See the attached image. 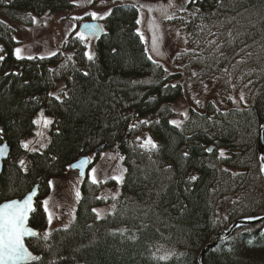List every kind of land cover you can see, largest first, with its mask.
<instances>
[{"label": "trees", "instance_id": "obj_1", "mask_svg": "<svg viewBox=\"0 0 264 264\" xmlns=\"http://www.w3.org/2000/svg\"><path fill=\"white\" fill-rule=\"evenodd\" d=\"M74 1L0 0V143L10 149L0 203L38 186L29 225L39 234L26 239L36 259L25 264H200L215 238L201 264H264V220L218 236L264 215V0L186 2L170 24L189 42L167 72L147 51L131 4L112 5L97 39L69 34L55 55L14 56L10 23L63 13ZM180 101L187 112L176 126ZM39 112L52 118L48 143L27 150ZM142 132L155 150L141 146ZM102 151L118 153L124 167L113 210L97 215L103 183L84 177L72 222L46 233L39 199L73 162Z\"/></svg>", "mask_w": 264, "mask_h": 264}, {"label": "rangeland", "instance_id": "obj_2", "mask_svg": "<svg viewBox=\"0 0 264 264\" xmlns=\"http://www.w3.org/2000/svg\"><path fill=\"white\" fill-rule=\"evenodd\" d=\"M187 0H75L73 7L63 13L30 16L27 24L19 22L10 23L13 27V38L15 48L13 54L17 57L16 50L20 49L19 56H49L61 49L62 43L69 34H80L78 27L86 20L100 22L99 16L107 15L112 5L131 4L138 9V29L146 44L150 56L160 62L168 71L171 69L176 54L185 47L184 31L181 26L175 28L169 22L168 16H174L180 12ZM151 9V11L149 10ZM91 13L97 14L93 19ZM15 33V34H14ZM179 33V35H177ZM159 38L158 51L152 47L153 35ZM87 44L90 40H86ZM15 49V50H14ZM1 50V45H0ZM3 55V54H1ZM177 115L173 121L182 120L186 115V103L180 101L176 106ZM45 121H51L45 126ZM52 118L43 112L35 117V127L32 135L26 139L27 150H41L46 146L49 139ZM142 145L147 138L155 140L148 132H142L137 137ZM91 162L87 175L89 178L91 169H96V176L104 181L101 194L107 198V203L97 208L99 216L113 210L117 200L120 183L111 179L112 176L124 175V167L121 157L116 152H101L98 157L88 155ZM80 178L77 173L69 169L65 174L52 182L51 191L39 199L48 201L47 224L45 232L58 227L69 225L74 219L75 206L77 203V191L80 193ZM111 181V182H110ZM102 184V183H101ZM115 196L116 199H112ZM51 215V222H49ZM200 254V253H199Z\"/></svg>", "mask_w": 264, "mask_h": 264}, {"label": "snow or ice", "instance_id": "obj_3", "mask_svg": "<svg viewBox=\"0 0 264 264\" xmlns=\"http://www.w3.org/2000/svg\"><path fill=\"white\" fill-rule=\"evenodd\" d=\"M91 2V0H90ZM188 3L194 2V0H187ZM151 11V9H149ZM110 14V13H109ZM92 16L93 19L97 18V14L91 13L89 14ZM99 19H105V16H99ZM168 19L171 20L173 19V16H168ZM140 23V21H137ZM89 33L95 34L97 32V28L93 25H85L84 26ZM179 35V33H177ZM79 38L83 40L85 38L84 34L81 33L79 34ZM158 40L159 38L153 35L152 39V47L154 51H158ZM184 42L187 44L189 42V38H185ZM211 44H215L216 41H211ZM219 51V49H217ZM20 49L16 50L17 58H21L19 56ZM187 54V53H186ZM196 55H199L198 53H194ZM55 55V53H53ZM88 59L92 60L93 56L88 55ZM149 59H152L149 57ZM153 63H156V61L153 60ZM239 63V61H238ZM157 67H163V65L157 64ZM165 72L168 70L165 68ZM227 71V69H225ZM193 76L198 75L197 73L193 72ZM165 87H168L167 85ZM171 87L175 88L177 85H171ZM207 85H205V88ZM241 99H243V95H241ZM197 104H199V101H196ZM186 115V114H184ZM51 123V121H45V126ZM140 123L142 124H147V121H141ZM176 126H179L178 121H172ZM145 149H151L155 150L157 148V145L153 143L151 138H147L146 141L141 145ZM25 148L28 147L27 144L24 145ZM208 151H211L209 149ZM4 153V148L0 147V155ZM187 155V154H185ZM224 152H220V156L224 157ZM89 164V160H81L75 168L77 170H80L81 172L83 169L86 168V166ZM126 171V170H125ZM89 178H90V183L92 184H99V183H104L102 178H98L96 176V169L93 168L91 169L89 173ZM111 179L115 180L117 183H122L123 182V173H121L120 176H112ZM193 180L196 179V177L192 178ZM36 193L33 192L32 194L28 195L26 199L23 202H8L3 205H0V264H15L16 261L20 260H33L36 259L35 257H32L28 252L27 249L24 247L23 244V238L26 236H37L38 234L35 231H31L26 227V220L28 217L29 212L33 211L34 209L32 208V201L35 197ZM77 200H79L80 193L77 191ZM112 199H116L115 196L112 197ZM45 210H48V201L42 202ZM99 216V213H97ZM260 219V218H257ZM49 222H51V215H49ZM48 236L47 234L43 235V239L47 240Z\"/></svg>", "mask_w": 264, "mask_h": 264}, {"label": "water", "instance_id": "obj_4", "mask_svg": "<svg viewBox=\"0 0 264 264\" xmlns=\"http://www.w3.org/2000/svg\"><path fill=\"white\" fill-rule=\"evenodd\" d=\"M85 25H93L95 26L98 30L97 32L93 35L91 33L88 32V30L84 27ZM78 30L80 33H83L84 36L86 37H92L93 39H97L99 38L101 35H102V26L99 22L97 21H84L83 23H81L78 27ZM263 131H264V122L260 124V127H259V130H258V139H257V157H258V161H259V167H260V170L261 172L263 173L264 175V138H263ZM0 147H3L4 148V153L2 155H0V175H1V172H2V167H3V162L8 158V155H9V146L7 145L6 142H2L0 143ZM81 160H89L88 156H82L80 157L79 159H77L75 162H73L70 166H69V169L72 170V171H75L77 173V176L79 178H83L84 176H86V173H87V170H88V167H89V164L86 166L85 169H83V171L81 172L80 170H77L75 168V166L81 161ZM90 162V161H89ZM33 192L36 193L33 201H32V208L34 209L35 208V200H36V196L38 194V186L37 185H34L32 190L28 193H26L22 198L20 199H17V198H14V199H9V200H5L3 202L0 203V205H3L5 203H8V202H23L26 197L30 194H32ZM263 193H264V183H263ZM33 211L29 212L28 214V217H27V220H26V227L31 230V231H35L37 234H39V231L37 229H34L32 228L30 225H29V219H30V216H31V213ZM257 218H260V219H257ZM264 220V215H259V216H254V217H245V218H241V219H238L236 220L235 222H233L229 228L225 231H223L222 233H220L218 236L220 238H225L227 235H229L234 229L238 228V227H241V226H245V225H251V224H255L257 222H260ZM31 237H35V236H26L23 238V244H24V247L27 249V252L32 256V257H35V255L29 250V248L27 247L26 245V239L28 238H31ZM217 238L214 239L213 242L211 243H208L204 246V248L201 250L199 256H198V261L199 263L201 264V259H202V254L205 252V250H207L209 247H212L215 242H216ZM31 260H20V261H16L15 264H25L27 262H29Z\"/></svg>", "mask_w": 264, "mask_h": 264}, {"label": "bare ground", "instance_id": "obj_5", "mask_svg": "<svg viewBox=\"0 0 264 264\" xmlns=\"http://www.w3.org/2000/svg\"><path fill=\"white\" fill-rule=\"evenodd\" d=\"M116 5V4H115ZM33 17V16H32ZM175 18V17H174ZM170 23V22H169ZM172 23V22H171ZM15 30V29H14ZM15 34V33H14ZM78 36H79V34H78ZM93 39V38H92ZM144 40V39H143ZM79 41V40H78ZM8 43V42H7ZM10 44V43H9ZM13 48H15V46L13 47ZM15 50V49H14ZM97 52V51H96ZM66 53V52H65ZM93 54V53H92ZM95 54V53H94ZM160 68V67H159ZM206 104V103H205ZM103 152V151H102ZM91 153V152H90ZM95 153V152H94ZM85 177V176H84ZM83 177V178H84ZM30 192V191H29ZM38 195V194H37ZM36 198H37V196H36ZM260 223V222H259ZM258 225V224H257ZM39 231V230H38Z\"/></svg>", "mask_w": 264, "mask_h": 264}]
</instances>
